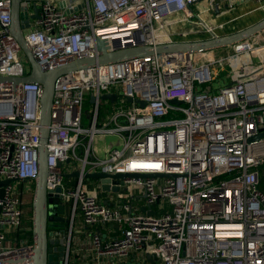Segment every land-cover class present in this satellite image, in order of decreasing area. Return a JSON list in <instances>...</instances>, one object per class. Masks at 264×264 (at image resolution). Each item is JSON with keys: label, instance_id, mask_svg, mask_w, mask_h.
Masks as SVG:
<instances>
[{"label": "built area", "instance_id": "obj_1", "mask_svg": "<svg viewBox=\"0 0 264 264\" xmlns=\"http://www.w3.org/2000/svg\"><path fill=\"white\" fill-rule=\"evenodd\" d=\"M203 1L61 0L63 7L45 1L25 39L37 64L54 71L99 57L97 39L109 52L156 46L166 15L198 17L193 7ZM207 1L211 14L214 2ZM252 1L264 7V0ZM11 17V0H0V76L20 78L29 68L9 31ZM262 35L231 53H153L56 79L46 186L54 194L60 188L61 203L70 207V224L57 230L67 236L64 264H79L73 246L78 213L86 226L116 234L105 239L97 229L91 235L92 264L141 253L158 264H264V138L249 141L264 129ZM106 94H116L115 102L102 100ZM91 96L94 121L84 127ZM42 97L38 83L0 84V182L11 181L0 187V264H17L13 259L32 249L17 237L27 190L13 182L31 184L38 175ZM104 102L113 111L98 127ZM98 134L114 139L103 156L94 145ZM75 163L79 175L71 176ZM94 172L170 177L121 179L117 192L102 196L97 180L85 178ZM136 192L143 206L134 203ZM155 204L151 213L142 211Z\"/></svg>", "mask_w": 264, "mask_h": 264}, {"label": "water", "instance_id": "obj_2", "mask_svg": "<svg viewBox=\"0 0 264 264\" xmlns=\"http://www.w3.org/2000/svg\"><path fill=\"white\" fill-rule=\"evenodd\" d=\"M11 22L13 33L12 36L17 41L22 54L27 58L29 62L28 75L20 78L16 77H2L0 76V84H19V83H38L43 87V97L41 99L40 109V135H39V172L34 179V191L32 200V238L33 244L30 252L21 254L13 259V263L31 262L32 264H64L66 255V241L67 236L62 233L59 235L58 231L49 232V223H57L58 230H63L66 224H70L71 215L69 203L62 204L59 199L61 189H57L56 194L47 190V177L49 174L47 165V138L49 134V126L51 122V111L53 107V97L55 91L56 79L65 73H72L79 69L89 68L96 64H106L126 61L132 58L143 57L153 53H203L209 51H216L233 47L236 44L251 39L264 32V18L256 22L255 24L248 26L241 30H236L229 34L215 35L207 39H199L193 41H175L159 43L156 46H141L136 48H129L119 50L115 52H109L107 42L102 39H97L96 45L100 52L99 57L80 59L71 62L65 66L57 68L54 71H44L35 61L30 45L25 39V31L31 27V21L39 18L40 4L45 1L51 3H59L61 7L63 4L61 0H11ZM220 2L228 1L225 9H230L234 6H239L244 2L251 0H218ZM33 9L34 14H30V9ZM210 7L208 8V10ZM208 10H206L208 12ZM215 15L221 13L219 4H214ZM102 100H109L115 102L116 94H106L101 96ZM129 103H139L141 107L146 105V102L129 97L127 99ZM96 97L91 96L90 103L94 104ZM175 104H179L180 101L173 100ZM260 132L249 141H257L264 138V129L260 128ZM61 165V164H58ZM79 172L76 171L71 176H78ZM67 178L70 175H66ZM157 178V177H170L169 175H140L134 173H115L109 174L104 172H94L85 175L87 179L97 180L101 189L105 192H117L119 188L117 184L119 180L125 178ZM11 181L4 180L0 182V187L9 184ZM113 185V187L111 186ZM115 185V186H114ZM159 201H157L158 203ZM152 207H145L143 211L151 213ZM58 212L60 216L65 215L64 220L57 216L49 214L50 208ZM60 223V224H59ZM60 257V258H59ZM148 259L155 258L154 256L147 255ZM4 264H9L5 261ZM140 264V263H138Z\"/></svg>", "mask_w": 264, "mask_h": 264}, {"label": "rangeland", "instance_id": "obj_3", "mask_svg": "<svg viewBox=\"0 0 264 264\" xmlns=\"http://www.w3.org/2000/svg\"><path fill=\"white\" fill-rule=\"evenodd\" d=\"M254 2V1H253ZM204 2H200L198 5H195L193 7L195 13L198 12L199 6L203 5ZM255 6H251L248 11H244L240 14H237L236 16L233 17V20H228L227 19L223 21L221 19L222 17L217 18L213 12V9H211V14H209L207 11L201 12V14L198 15V17L195 15L194 18L192 19H187L185 16H181L177 14L176 12L172 14L166 15L164 18L165 24H167V27L164 29L168 33L165 32V34L169 35L171 32H173V39L177 40H198V39H207L212 37V33L209 32L210 30L206 28V25L214 31L215 35H224V34H229L232 33L236 30H241L244 29L248 26H251L261 20L264 17V9L262 8L261 5L257 4L254 2ZM206 4H204L205 6ZM203 15V17L201 16ZM200 20H207V23L202 24ZM223 24V25H222ZM189 26V27H186ZM209 30V31H208ZM162 32V31H161ZM161 34V33H160ZM164 34V31L162 32ZM259 37L263 36L262 33L261 35H257ZM257 36L253 37L256 38ZM252 39V38H251ZM232 47L226 48V49H221L216 51V54H223V53H231L232 52ZM25 66L30 67L29 62L27 58H25ZM90 101L87 100L84 105V112L87 113V120L84 119L83 126L84 127H91L93 124V117L91 116V109L92 105L87 103ZM117 103V102H116ZM120 103V100L118 104ZM124 104V103H123ZM113 109L110 108V104L107 102H104L101 106V111L98 116V121H97V126L99 127L101 123L105 120L106 116L111 115ZM107 116V118H108ZM108 138L104 137L103 135H96L94 139V145L95 147H105L107 144H109ZM78 164H72L71 165V174L77 171L76 168H78ZM260 171H264V165L260 168ZM13 185L15 188L18 190L24 189L27 190L25 193V201L28 202L29 200H33V191L32 188L29 184L24 183L22 185H19L17 182H13ZM78 217L80 216V213L77 215ZM77 217V218H78ZM32 219V210L28 213L27 210L24 211V217H23V228H28L30 229V220ZM15 245V244H13Z\"/></svg>", "mask_w": 264, "mask_h": 264}, {"label": "crops", "instance_id": "obj_4", "mask_svg": "<svg viewBox=\"0 0 264 264\" xmlns=\"http://www.w3.org/2000/svg\"><path fill=\"white\" fill-rule=\"evenodd\" d=\"M203 5L199 6V10L198 13L201 14V12H205L206 10H208L209 8V1H203ZM214 4H219L220 8H221V13L219 15H215L217 18L222 17L221 19L226 20L227 22H229L228 20H233V17L236 16L237 14H240L242 12H244L245 10L248 11V9H250L251 6H255L254 2L248 1V2H244L243 4L239 5V6H234L230 9H225L224 6H226L228 4V1H223L220 2L218 0H213ZM204 4H206L204 6ZM41 5V4H40ZM262 8L264 9V7L262 6ZM11 10H12V1H11ZM30 14L33 15L34 11L31 8L30 9ZM210 14V13H209ZM182 17L184 16L183 14H179ZM203 17V15H201ZM189 20V19H188ZM35 19L31 21L32 26H34L35 23ZM202 24L207 23V20L203 21L200 20ZM164 22V29L167 27V24H165L166 21ZM223 25V24H222ZM186 27H189L186 25ZM206 28L209 29L208 31L212 33L213 35V30H211L207 25ZM9 31L10 33H13V28H12V22L10 24L9 27ZM164 31V34H162V32ZM161 32V35L158 38V42L159 43H166V42H175V41H186V40H177V39H173V32H171V34L167 35L165 34L168 33L166 30H163ZM199 40V39H198ZM188 41V40H187ZM191 41V40H189ZM109 142L111 143L114 139L113 138H109L108 139ZM97 150L99 152L100 155H104L106 148L105 147H97ZM98 182V181H97ZM96 181H93V183H95L94 185H100V183L98 184ZM108 192H105L101 189V195L105 196V194H107ZM138 192H136V197H135V201L134 203L138 206H143L144 205V200H143V195L137 194ZM143 211V209H142ZM100 232L102 234V236L105 239H108L109 237H116V234H114V232L112 233V231H110L109 229H101L98 227H91V226H86V224L84 223L83 219L81 216H79L74 224V232H73V246L75 249V256H74V261H77V263L79 264H92L93 260L92 258L88 257L89 252L91 251V235L97 231ZM111 232V233H110ZM77 252V253H76ZM158 264V260L156 258H151L148 259L147 256H143V253L139 254H135L132 255L129 259H125V261L120 262V263H116V264Z\"/></svg>", "mask_w": 264, "mask_h": 264}, {"label": "trees", "instance_id": "obj_5", "mask_svg": "<svg viewBox=\"0 0 264 264\" xmlns=\"http://www.w3.org/2000/svg\"><path fill=\"white\" fill-rule=\"evenodd\" d=\"M87 103H89V102H87ZM85 120H87V118H85ZM261 174H262L261 188L264 189V171L261 172ZM29 185L31 186L32 191H34L35 184L34 183H31ZM23 207H24V210L25 211L27 210V212L29 213L32 210V200H29L28 202L25 201ZM30 221H31L30 222V225H29L30 226V229L23 228L22 231L18 232L17 237H23V238L27 239L28 242L32 245L33 244V238H32V219ZM49 230H51V229L49 228Z\"/></svg>", "mask_w": 264, "mask_h": 264}, {"label": "flooded vegetation", "instance_id": "obj_6", "mask_svg": "<svg viewBox=\"0 0 264 264\" xmlns=\"http://www.w3.org/2000/svg\"><path fill=\"white\" fill-rule=\"evenodd\" d=\"M33 183H34V181H33ZM49 214H51L52 216L60 217V218H62V220H64V218H65V215L60 216L58 212L56 213V211L53 209V207L50 208ZM54 225L56 226L57 223H55V224L49 223V228L51 229V230H49V232H53V231L56 232L58 230V229H56V227H53Z\"/></svg>", "mask_w": 264, "mask_h": 264}, {"label": "bare ground", "instance_id": "obj_7", "mask_svg": "<svg viewBox=\"0 0 264 264\" xmlns=\"http://www.w3.org/2000/svg\"><path fill=\"white\" fill-rule=\"evenodd\" d=\"M213 34H215L214 32H213ZM161 35V34H160Z\"/></svg>", "mask_w": 264, "mask_h": 264}]
</instances>
